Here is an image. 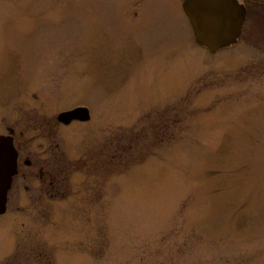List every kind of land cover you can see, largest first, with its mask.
I'll return each mask as SVG.
<instances>
[{
    "label": "rangeland",
    "instance_id": "1",
    "mask_svg": "<svg viewBox=\"0 0 264 264\" xmlns=\"http://www.w3.org/2000/svg\"><path fill=\"white\" fill-rule=\"evenodd\" d=\"M182 1L0 0V264H264V0L214 54Z\"/></svg>",
    "mask_w": 264,
    "mask_h": 264
},
{
    "label": "water",
    "instance_id": "2",
    "mask_svg": "<svg viewBox=\"0 0 264 264\" xmlns=\"http://www.w3.org/2000/svg\"><path fill=\"white\" fill-rule=\"evenodd\" d=\"M181 8L195 43L211 54L234 45L241 35L245 10L238 0H183ZM88 119L89 111L85 107L61 112L56 117L64 125ZM15 174L16 153L10 139L0 136V215L6 211L7 191Z\"/></svg>",
    "mask_w": 264,
    "mask_h": 264
},
{
    "label": "flooded vegetation",
    "instance_id": "3",
    "mask_svg": "<svg viewBox=\"0 0 264 264\" xmlns=\"http://www.w3.org/2000/svg\"><path fill=\"white\" fill-rule=\"evenodd\" d=\"M254 1V3L256 2V0H253ZM238 4L239 5H241L243 8H244V10H245V19H246V15H247V8L245 7V3L244 2H241L240 0H238ZM244 22H245V20H244ZM244 22H243V24H244ZM243 26V25H242ZM242 32V31H241ZM241 36V35H240ZM240 38V37H239ZM238 38V39H239ZM237 39V40H238ZM6 133L7 134H0V136H3V137H8L9 139H10V141H11V143H12V147H13V149H14V151H15V153H16V174L13 176V178H12V183H13V180H14V178L16 177V176H18L19 175V162H20V152H19V150H18V145L17 144H15V139H14V134H13V130H12V128H8V129H6ZM22 163L24 164V166L25 167H27V168H29L30 167V161H28V160H22ZM11 186H12V184H11Z\"/></svg>",
    "mask_w": 264,
    "mask_h": 264
}]
</instances>
